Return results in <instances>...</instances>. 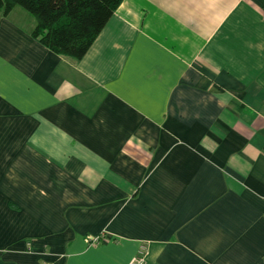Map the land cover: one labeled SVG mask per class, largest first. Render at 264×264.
Masks as SVG:
<instances>
[{
	"label": "crops",
	"instance_id": "1",
	"mask_svg": "<svg viewBox=\"0 0 264 264\" xmlns=\"http://www.w3.org/2000/svg\"><path fill=\"white\" fill-rule=\"evenodd\" d=\"M34 26L0 14V264H264V0H122L79 61Z\"/></svg>",
	"mask_w": 264,
	"mask_h": 264
},
{
	"label": "trees",
	"instance_id": "2",
	"mask_svg": "<svg viewBox=\"0 0 264 264\" xmlns=\"http://www.w3.org/2000/svg\"><path fill=\"white\" fill-rule=\"evenodd\" d=\"M122 0H0L6 17L19 8L35 26L31 37L58 56L79 61Z\"/></svg>",
	"mask_w": 264,
	"mask_h": 264
},
{
	"label": "built area",
	"instance_id": "3",
	"mask_svg": "<svg viewBox=\"0 0 264 264\" xmlns=\"http://www.w3.org/2000/svg\"><path fill=\"white\" fill-rule=\"evenodd\" d=\"M88 241L91 242V243H96L98 241V238H89ZM139 263H140V260H135L134 261V264H139Z\"/></svg>",
	"mask_w": 264,
	"mask_h": 264
},
{
	"label": "rangeland",
	"instance_id": "4",
	"mask_svg": "<svg viewBox=\"0 0 264 264\" xmlns=\"http://www.w3.org/2000/svg\"><path fill=\"white\" fill-rule=\"evenodd\" d=\"M97 238H98V237H97ZM98 239H99V238H98ZM140 263H141V262H140ZM140 263H139V264H140Z\"/></svg>",
	"mask_w": 264,
	"mask_h": 264
}]
</instances>
